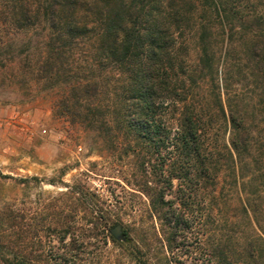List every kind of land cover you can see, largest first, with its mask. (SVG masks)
I'll use <instances>...</instances> for the list:
<instances>
[{
	"label": "trees",
	"instance_id": "16d2710c",
	"mask_svg": "<svg viewBox=\"0 0 264 264\" xmlns=\"http://www.w3.org/2000/svg\"><path fill=\"white\" fill-rule=\"evenodd\" d=\"M0 5L22 27L45 25L51 51L39 61L45 76L69 66L79 52L83 64L76 66L64 110L123 133L126 150L145 172L140 188L164 225L178 228L185 222L179 207L199 196L210 205V219L209 209L218 207L224 224L246 228L240 258L264 264V0ZM106 94L107 103H99ZM227 186L239 194L237 207L224 195ZM170 192L177 196L167 199ZM232 207L240 220L230 218ZM2 247L5 264H14Z\"/></svg>",
	"mask_w": 264,
	"mask_h": 264
},
{
	"label": "rangeland",
	"instance_id": "374dc122",
	"mask_svg": "<svg viewBox=\"0 0 264 264\" xmlns=\"http://www.w3.org/2000/svg\"><path fill=\"white\" fill-rule=\"evenodd\" d=\"M48 34L42 22L22 27L0 5V242L13 263L246 264V228L224 224L218 207L210 219L199 196L179 207L185 222L176 229L152 213L141 160L126 150L123 133L64 110L83 64L79 52L57 74L39 70L51 53ZM235 191L227 186L224 195L237 207ZM238 211L230 209L232 220ZM115 225L120 237L111 233Z\"/></svg>",
	"mask_w": 264,
	"mask_h": 264
},
{
	"label": "water",
	"instance_id": "95a60500",
	"mask_svg": "<svg viewBox=\"0 0 264 264\" xmlns=\"http://www.w3.org/2000/svg\"><path fill=\"white\" fill-rule=\"evenodd\" d=\"M111 233L116 236V237H120V226L119 225H115L112 229H111Z\"/></svg>",
	"mask_w": 264,
	"mask_h": 264
}]
</instances>
